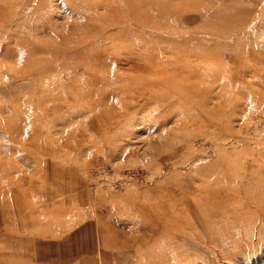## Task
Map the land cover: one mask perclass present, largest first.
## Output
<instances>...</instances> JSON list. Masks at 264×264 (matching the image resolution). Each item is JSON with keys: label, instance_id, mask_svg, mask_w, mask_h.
I'll return each instance as SVG.
<instances>
[{"label": "rangeland", "instance_id": "obj_1", "mask_svg": "<svg viewBox=\"0 0 264 264\" xmlns=\"http://www.w3.org/2000/svg\"><path fill=\"white\" fill-rule=\"evenodd\" d=\"M260 187L264 0H0V264H190Z\"/></svg>", "mask_w": 264, "mask_h": 264}, {"label": "bare ground", "instance_id": "obj_2", "mask_svg": "<svg viewBox=\"0 0 264 264\" xmlns=\"http://www.w3.org/2000/svg\"><path fill=\"white\" fill-rule=\"evenodd\" d=\"M100 81L101 95L104 94L103 91L106 92L114 87L113 83L108 81V76ZM259 191L264 192V187H260ZM262 194L250 193L248 196L246 194L235 196V193L231 192L224 196L199 198L194 204H189L186 218L178 217L181 222L185 221L191 230V234L183 237L182 240L190 245L192 252L199 255L194 257L191 252L188 257L177 259V261H188L190 264L200 261L202 264H210L204 259L200 260L201 255L207 253L213 254L217 259L231 260L247 255L262 258L260 257V255L264 256L262 253L264 248ZM177 220L173 219V222ZM161 261L169 262V257L164 256Z\"/></svg>", "mask_w": 264, "mask_h": 264}]
</instances>
